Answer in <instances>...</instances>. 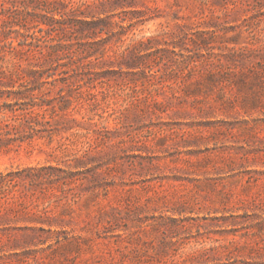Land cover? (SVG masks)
Returning a JSON list of instances; mask_svg holds the SVG:
<instances>
[{
  "label": "rangeland",
  "instance_id": "1",
  "mask_svg": "<svg viewBox=\"0 0 264 264\" xmlns=\"http://www.w3.org/2000/svg\"><path fill=\"white\" fill-rule=\"evenodd\" d=\"M0 264H264V0H0Z\"/></svg>",
  "mask_w": 264,
  "mask_h": 264
}]
</instances>
